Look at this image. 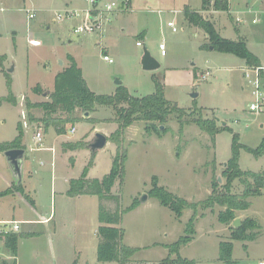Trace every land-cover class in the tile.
<instances>
[{
  "label": "rangeland",
  "instance_id": "374dc122",
  "mask_svg": "<svg viewBox=\"0 0 264 264\" xmlns=\"http://www.w3.org/2000/svg\"><path fill=\"white\" fill-rule=\"evenodd\" d=\"M227 1L229 10L221 12L211 6L202 11L201 0H128L126 4V0H99L93 5L86 0H0V98L7 96L8 78L14 99V103L0 104V142H11L19 125L25 153L18 179L0 152V220H38L50 214L52 219L50 237L44 236L46 227L19 224L15 233L22 235L19 264H119L97 261L101 209L119 212L121 244L137 250L126 264H161L169 256L164 246L184 236L190 218L197 238L182 249V255L195 258L197 264H224L218 258L217 240L229 236L232 223L228 231L215 235L217 215L225 207L205 208L202 203L211 196L214 180L219 185L224 183L221 173L231 157L233 134L238 135V144L253 150L264 140V108L249 111V105L256 102L252 94L256 69L257 86L264 96V0ZM107 4L113 12L101 35L75 34L79 18L54 21L55 15L64 10H103ZM185 11L211 22L220 37L243 41L260 66H248L233 54L212 49L204 31L190 22V14ZM30 13L34 14L32 19L28 18ZM169 21L178 29L176 33L167 27ZM32 40L39 45L32 46ZM161 42L165 47L162 51L158 47ZM144 49L160 64L158 70L142 69ZM67 55L76 58L86 86L96 95H113L121 85L131 96L143 97L154 93L157 80L164 98L172 105L192 112L194 118H216L218 126L225 125L229 130L212 139L189 116L182 126L172 116L158 132L147 133L145 124L137 121L119 135L116 111L96 106L87 116L77 110L68 120L62 113L55 114L63 120L60 125L65 131L59 136L51 123L42 120V111L30 105L48 100L54 88L53 75L67 66ZM104 55L113 62L104 61ZM37 85L42 89L39 95L32 91ZM21 111L27 128L22 127ZM71 128L75 133H70ZM36 132H41L46 147L54 145L55 149L53 157L45 152L43 166L38 151L30 150L38 147L28 138ZM96 133L104 135L107 142L102 150L92 153L89 145ZM114 159L117 175L108 199L68 194L71 179L81 178L86 171V179L101 180L111 170ZM238 166L241 171L264 172V155L254 157L240 148ZM4 174L10 185L5 184ZM153 178L158 187L190 205L180 218L152 196ZM251 182L246 179L247 184ZM244 186L239 180L233 181L230 194L241 195ZM252 205L251 210L264 221V195L255 197ZM30 232L37 234L29 236ZM232 243L235 264H264V236L249 244V259L244 242ZM34 250L39 252L35 259L31 255ZM2 254L10 256L3 243L0 261Z\"/></svg>",
  "mask_w": 264,
  "mask_h": 264
},
{
  "label": "trees",
  "instance_id": "16d2710c",
  "mask_svg": "<svg viewBox=\"0 0 264 264\" xmlns=\"http://www.w3.org/2000/svg\"><path fill=\"white\" fill-rule=\"evenodd\" d=\"M212 7L216 11L226 12L229 10V2L227 0H201V10L206 11L209 7ZM190 14L189 20L195 26L201 28L207 36L212 49L219 50L224 53L233 54L243 59L248 66L258 67V60L247 50L243 41H230L219 36L216 32L214 25L201 18V16L195 13ZM68 67L64 68L61 72L57 73L54 77V88L51 93L48 94V100L42 103L31 104L30 108L40 109L43 113L42 120L46 123H51L54 127L57 135H63L65 133L64 128L60 125L61 119L54 117L57 113L65 115L67 120L79 110L83 113L91 112L96 106L112 107L116 111L117 122L119 126V135L129 127L133 122H143L144 130L147 133L158 132L160 126H165L172 116L177 120L181 126L186 123V117H190V121L196 124L201 131L207 133L213 139L218 133L229 130L225 125L218 126V120L203 119L200 116L194 118L191 113H187L185 110L178 108L176 105H172L163 96L162 84L154 80V93L143 97L131 96L127 89L123 86H118L113 95H96L91 92L86 86V82L82 77V71L75 63L71 56H67ZM7 96L4 99L0 98V104L3 101L14 103V99L11 95V81L6 78ZM34 94H41L42 89L39 85L33 88ZM30 116V115H29ZM30 119H33L30 116ZM64 120V121H67ZM18 134L11 142H5L0 144V152H5L10 149H23L22 145V131L19 125H17ZM244 148L246 151L254 155V157H260L264 155V140L260 146L253 150L246 146L238 144V135L233 134L231 157L226 162L225 167L221 173V177L224 179V183L219 185L217 180L212 183L211 196L202 203L205 208H212L214 205L224 206L225 210L221 211L217 215V221L223 225H230L236 218V211H245L249 208L250 203L247 201L249 197L258 196L261 191L264 190V172L253 173L241 171L238 166L239 149ZM117 160H113L112 168L109 173L101 180L86 179V171L83 176L76 180H71L68 194L70 196L81 195H94L100 199L107 198L108 192L111 188V184L114 181L116 172ZM246 179H250L251 184L246 183ZM239 180L245 184L241 195L230 194L231 184L233 181ZM152 188L150 193L156 198L159 203L172 211L176 217H180L182 211L189 207L182 199L177 198L162 187H158L155 178L151 182ZM219 190V191H218ZM193 208L195 205L192 206ZM99 222L103 225L97 229V235L99 237V243L96 249L97 261L99 262H116L119 264H126L129 258L137 251L125 247L121 244L123 231L118 228L120 223V215L118 211L106 212L103 209L99 211ZM192 218L188 221V226L184 231V236L180 237L176 242L166 245L168 254L161 264H195L193 260L182 259L178 256V250L182 245H186L192 239L194 234L192 227ZM258 223L251 218L242 220L241 225L234 229L230 227V241L220 242L218 258L224 264H235L232 260V242L233 241H254L257 238ZM21 235L9 234L2 237L4 241V247L12 256H15L18 239ZM1 238V239H2ZM245 248V246H244ZM171 255H175L171 258ZM0 264H15L14 261H0Z\"/></svg>",
  "mask_w": 264,
  "mask_h": 264
},
{
  "label": "built area",
  "instance_id": "2783aa9c",
  "mask_svg": "<svg viewBox=\"0 0 264 264\" xmlns=\"http://www.w3.org/2000/svg\"><path fill=\"white\" fill-rule=\"evenodd\" d=\"M128 0H126L125 4ZM86 2L89 5H93L96 3V0H86ZM113 12V8L107 4L103 10H97V9H86L83 11H76V10H64L63 12H59L55 15L54 21H57L59 23L70 21L76 18H79V25H77L73 31L75 34H94L98 32V34L101 35V33L104 31V26L106 23L110 21L109 14ZM34 17V14L30 13L28 14V18L32 19ZM238 22H241V20H237ZM256 21L253 20L252 23H255ZM167 27L171 29L173 33H176L178 29L175 27L173 22H167ZM32 46H38L39 43L35 40H32L30 43ZM140 46V44H137ZM159 50L162 51L165 49L164 44H159ZM103 60L112 63L113 60H111L107 55L103 56ZM258 70H255V87L252 94L256 97V102L251 103L249 105V111L250 112H257L264 108V96L259 92V87L257 86V82L259 81L258 77ZM246 77H249L248 74H245ZM252 83V84H254ZM21 119H22V127L27 128V122H26V116L23 111H21ZM75 131L74 128H71L70 133H73ZM33 143L37 145L38 147L32 148L30 150H41L43 139L41 132H36L33 136ZM53 166V164H52ZM19 224L17 222H4L0 223V239L4 236H7L9 234H15L19 231ZM150 264V263H146Z\"/></svg>",
  "mask_w": 264,
  "mask_h": 264
},
{
  "label": "crops",
  "instance_id": "0c3cea01",
  "mask_svg": "<svg viewBox=\"0 0 264 264\" xmlns=\"http://www.w3.org/2000/svg\"><path fill=\"white\" fill-rule=\"evenodd\" d=\"M48 28V27H47ZM162 43V42H161ZM67 56H71V55H67ZM67 56H66V60H67ZM73 59H74V61H75V63L77 64V61H76V58L75 57H73V56H71ZM262 63V62H261ZM68 65H69V63H68V60H67V66L66 67H68ZM77 66H78V64H77ZM66 67H64V68H66ZM64 68H62L59 72H61ZM82 71V70H81ZM59 72H56V73H54V75H53V77H55V75L57 74V73H59ZM153 72V71H152ZM82 77H83V75H82ZM12 86V85H11ZM40 87H41V85H39ZM12 92V91H11ZM48 93V92H47ZM94 93V92H93ZM13 94V93H12ZM14 95V94H13ZM44 95H46V94H44ZM14 97H16V98H19V97H17V96H15L14 95ZM21 98V97H20ZM77 111V110H76ZM21 114V113H20ZM75 129V128H74ZM71 130V129H70ZM73 133H75V131L73 132ZM73 133H71V134H73ZM33 136H34V134H31V136L30 137H28L31 141H33ZM60 136V135H59ZM57 138H59V137H56V139ZM2 142H9V141H1L0 143H2ZM34 142V141H33ZM63 144V143H62ZM22 145H23V136H22ZM54 146V145H53ZM52 145H51V147H46L45 146V143H43L42 144V148H41V150H37L38 151V154H39V156L38 157H40L41 158V162H40V164H41V166H43L45 163L43 162V161H45L44 160V155H45V152H47V153H50V154H52V157H53V154H55V149H54V147H53ZM3 153V152H2ZM3 155H4V153H3ZM24 161H25V153H24V157H23V163H22V166H21V173H22V171H23V167H24ZM52 164H53V166H52ZM50 168H51V171L53 172V169H54V162H53V159L51 160V163H50ZM10 169V168H9ZM11 171V170H10ZM4 176V182H5V184L6 185H10V182H9V179L7 180L6 178L8 177L6 174H4L3 175ZM6 177V178H5ZM71 180H73V179H71ZM70 180V181H71ZM75 180V179H74ZM69 181V182H70ZM264 192V190H262L261 191V194L260 195H264V194H262ZM259 196V195H258ZM255 197H257V196H252V197H250V199L248 200V202L250 203V206H249V208L247 209V210H245V211H236L235 212V215H236V218L235 219H239L240 220V222H242V220H244V219H246V218H251V219H254L257 223H258V225H259V230L257 231L258 232V235H257V238L254 240V241H250V242H248V241H246V242H244V244L242 245V246H245V251H246V255H247V259H249V257H250V255H249V252H248V250H249V244H251V243H254V242H256L257 240H259V239H261L263 236H264V223H262V222H264L263 221V219L260 217V215L259 214H256V213H254L251 209H252V207H253V205H252V203H253V199L255 198ZM181 217V216H180ZM180 217H177V218H180ZM202 218H204V217H201V218H198V220L195 222V228H196V226H197V223H198V221L200 220V219H202ZM51 221H52V219H51V214L50 215H48V216H42V217H40V219H38V220H22V221H14V222H17L18 224H22V223H24V224H26V225H41L42 227H46L45 229H44V233H46V235H44V236H48V237H50L51 236V233H52V230L50 229V228H48V226H49V224L51 223ZM2 222H6V221H2V220H0V223H2ZM217 223H219L218 221H217ZM217 228H216V230H215V232H214V234L215 235H219L223 230L224 231H228V229H229V227H228V225H223V224H220L219 223V225L217 224V226H216ZM195 230V229H194ZM54 232V231H53ZM29 234V236L30 235H33V234H35V236H36V234L37 233H34V232H30V233H28ZM22 236V235H21ZM225 237V236H224ZM197 238V232H196V230H195V234H194V236L192 237V239H191V241L189 242V243H187L186 245H182L181 247H180V249L178 250V256L180 257V258H182V259H187V260H193L194 262H195V264H197V261H196V259L195 258H191V257H186V256H184V255H182V249H185V248H187V247H189L192 243H194L195 242V239ZM216 238V240H217V237H215ZM48 239V238H47ZM2 241V242H1ZM20 241H21V237L18 239V243H17V249H16V254H15V256H12L11 254H10V256H4V254H2L1 256L3 257L2 258V260L1 261H3V260H6L7 261V259H9V261H14L15 262V264H19V259H20V252H19V247H20ZM228 241H230V232H229V236L228 237H226L225 239H222V240H220V241H218L217 240V245H218V247H219V244H220V242H228ZM3 243V245H4V241H3V238L2 239H0V245ZM233 244V243H232ZM165 247V246H164ZM36 250H34V252H35ZM33 252V251H32ZM31 255H34V259H35V257H38V255H39V252L37 251V252H35V254H31ZM167 256V253H166V255H164V257L163 258H165ZM175 257V255H173V258ZM59 264H68V263H66L65 261L64 262H60ZM260 264H263L262 262L260 263Z\"/></svg>",
  "mask_w": 264,
  "mask_h": 264
},
{
  "label": "water",
  "instance_id": "95a60500",
  "mask_svg": "<svg viewBox=\"0 0 264 264\" xmlns=\"http://www.w3.org/2000/svg\"><path fill=\"white\" fill-rule=\"evenodd\" d=\"M98 1L99 0H96V2ZM140 63H141L142 69L145 71L152 72L160 68V64L145 49L143 51V55L141 57ZM11 71H12V68L8 70V72H11ZM115 83L117 85H120L119 81H116ZM192 96L195 97L196 95L193 94ZM85 115L87 116L88 113H85ZM159 129L162 130L163 126H160ZM106 142H107V139L104 135L100 133H96L93 142L89 145V149L92 153H95L96 151H100L105 147ZM3 153L9 165L10 170L16 177H18V179H20L21 166H22L23 157H24V150L23 149H10ZM145 200H146V195L141 198L142 202H144ZM231 225L234 229H237L240 226V220L234 219Z\"/></svg>",
  "mask_w": 264,
  "mask_h": 264
}]
</instances>
